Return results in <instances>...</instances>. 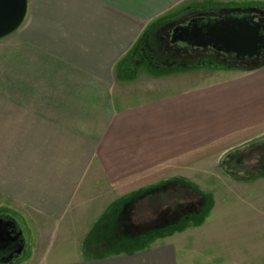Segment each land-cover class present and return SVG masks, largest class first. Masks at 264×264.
<instances>
[{
	"label": "crops",
	"instance_id": "0c3cea01",
	"mask_svg": "<svg viewBox=\"0 0 264 264\" xmlns=\"http://www.w3.org/2000/svg\"><path fill=\"white\" fill-rule=\"evenodd\" d=\"M245 3L264 0H28L21 26L0 39V221L22 239L0 261L15 264L25 250L18 217L37 233L80 241L92 228L99 234L80 256L21 264H243V250L256 253L264 236V202L252 195L264 185V59L194 63L196 47L173 38L222 4ZM158 29L167 55L191 65H149L144 50ZM150 91L162 94L147 98ZM195 161H218L201 164L204 176L219 169L236 180L257 213L226 219L213 199L202 226L189 208L180 217V203L195 207V186L222 193L229 185H196ZM157 221L165 231L144 225Z\"/></svg>",
	"mask_w": 264,
	"mask_h": 264
},
{
	"label": "rangeland",
	"instance_id": "374dc122",
	"mask_svg": "<svg viewBox=\"0 0 264 264\" xmlns=\"http://www.w3.org/2000/svg\"><path fill=\"white\" fill-rule=\"evenodd\" d=\"M212 6V5H210ZM221 10H219L218 12H211L210 14L206 15L205 17L209 18V19H219L220 16H224V15H228L230 13V10H234L237 7H243V8H255V9H259L264 11V4L263 5H257V4H249V3H245V4H230V5H226V4H222L220 6ZM211 8V7H209ZM217 8V7H214ZM212 9V8H211ZM210 9V10H211ZM203 11V9H201ZM229 10V11H228ZM248 11V10H247ZM264 14V13H263ZM163 33L161 31V29H158L157 31L153 33H151V36H155L154 38L149 36V41L147 40L148 44H149V50L147 52V62H149L150 66H153V68L155 69H159L160 67H163L166 65V63H164L163 60L168 61L170 60L171 62L168 65H173V66H181V65H191L190 64V60H186L185 58H182L181 55H167V53L165 52L164 48L162 47V41L160 43L161 37H162ZM213 56V55H212ZM167 57V58H166ZM213 57H208V60L212 59ZM200 59H195L194 63H198ZM214 61H216L215 65L218 68H221V66L223 65H237L236 62H234L235 64L231 63V62H223L224 60H221V58H216L213 59ZM175 61V63H174ZM198 61V62H197ZM132 65L128 66V69L131 67L132 70L135 68V66H133V62H131ZM220 64H222L221 66H219ZM235 65V66H236ZM172 66V67H173ZM131 70V69H130ZM130 74H133V72H131ZM162 93H159V91H150L147 92V98H152L155 95H160ZM137 97V96H136ZM134 97V98H136ZM138 98V97H137ZM196 162V167H195V172H196V176H195V182L196 185L200 184L202 185V183H207V187H214L215 184L218 183V180L220 178L221 181L224 185L225 184H229L225 187L224 189H227L226 191L223 190V192L221 193L216 192V191H210L208 190L206 192V197L207 200L208 198L210 199V203L212 204V206L214 205L213 199L216 200L215 204V212H217V214L219 216H223L226 219H230L232 217H237L241 216L240 218L243 217H247L248 215H251V212H256L259 210V207L257 208H251V200L249 199V192L248 195L247 193H242L241 191H239V189L237 188V186L234 183L238 182L236 180H224L225 176L224 175H220L221 172L219 171V169H213V171H216L219 173V175H212L209 174L207 176H204V171L203 169H201V164H203V162L205 164H207V168H217V162L218 161H195ZM247 163H250V158L249 159H245L241 161L240 166H244ZM246 168V167H245ZM227 171H239V170H234L230 165L227 166L226 168ZM198 171V172H197ZM241 172V171H239ZM203 174V175H202ZM226 181V182H224ZM256 182L252 181L250 182L251 184H257L260 183V180H255ZM264 182V181H262ZM249 183V182H248ZM259 187L257 189H259L258 192H252V195H254V198L257 199L259 202H264V185H260L258 184ZM258 185H254L255 189ZM196 187V186H195ZM200 188H203V186H199L198 190ZM232 188V189H231ZM262 188V189H260ZM238 189V190H237ZM181 191L178 190L177 193H180ZM203 192V191H202ZM205 193V192H203ZM245 197V199H242L243 201H248V206L243 207V205H241L238 202V198L241 197ZM260 194V195H258ZM259 196V197H258ZM155 199V197H153V200ZM169 199V198H168ZM173 199V198H170ZM220 200H222L220 202ZM164 201H166V198L164 197ZM220 203V204H219ZM246 203V202H245ZM153 206V204H151ZM150 205V206H151ZM151 206V207H152ZM157 206V204H156ZM185 206V205H183ZM182 206V207H183ZM212 206H209L208 211L206 213H202L200 212L199 215H197V219H201L202 221L200 222H195V227H200L203 225L204 220L206 219V217L210 214V211L212 210ZM153 208V207H152ZM261 211H264V208L261 209ZM255 213V214H256ZM189 214V213H188ZM194 215V214H193ZM146 218V217H145ZM18 222L20 223V225L23 228L24 231V235H25V239H26V246H25V250L24 252L21 254V256L19 257V260L16 261L15 264H21L23 261L28 260L30 258H34L36 259V263L37 260L38 262L43 260V259H47V261H50L51 259H54L55 257H61V258H66V260H68L69 258H74L76 256H80L81 255V251H82V247L84 248V246L88 245V247L92 244L91 239L92 237L96 234V238L99 237L98 232L96 233L94 231V228L90 229L88 235L83 239V240H78L79 238H77V235H71L65 238L62 237H58L57 235L51 233V231H47L50 232H36V229L34 231V229L32 228V225H30L27 222H24L22 218L18 217ZM146 227H148L150 229H157L159 230H165L164 225L160 224L158 221L157 222H146L144 225H147ZM151 224V225H149ZM143 225V226H144ZM264 225V222L263 224ZM121 227L124 226L122 223L120 225ZM213 228V227H212ZM218 226H214V230L218 229ZM202 228H199L198 231H201ZM50 236V237H47ZM104 234H102L101 237H103ZM261 240H258V244L256 242V245L259 248H255L256 250H254L253 256L247 255V251L243 250V254L245 256L244 257V261L243 264H264V236L259 237ZM186 239V238H184ZM94 241V238H93ZM250 241H248L249 244ZM249 251V250H248ZM0 264H7L4 261H0Z\"/></svg>",
	"mask_w": 264,
	"mask_h": 264
},
{
	"label": "water",
	"instance_id": "95a60500",
	"mask_svg": "<svg viewBox=\"0 0 264 264\" xmlns=\"http://www.w3.org/2000/svg\"><path fill=\"white\" fill-rule=\"evenodd\" d=\"M27 5L28 0H0V39L18 30L26 17ZM259 13H262L259 9L237 7L221 20L203 19L200 23L196 20L187 27L180 26L174 31L173 38L198 49L209 45L218 53L227 56L223 61L225 63L230 62L228 56L231 55L256 59L264 50V23L255 19ZM2 223L0 221V243L4 237L9 240L14 236L11 230L4 229L5 224ZM16 237L21 239V232Z\"/></svg>",
	"mask_w": 264,
	"mask_h": 264
},
{
	"label": "flooded vegetation",
	"instance_id": "af4514ba",
	"mask_svg": "<svg viewBox=\"0 0 264 264\" xmlns=\"http://www.w3.org/2000/svg\"><path fill=\"white\" fill-rule=\"evenodd\" d=\"M225 17H226V15L220 16L219 20H221V19H223ZM203 19L211 20V19H209L207 17H201V18L198 19L199 20L198 23H200ZM255 19L256 20L260 19L264 23V14L263 13H259V15H256V18ZM212 20H214V19H212ZM194 52H195L196 57H199V56H203V57L204 56H207V57H210V58L213 57L212 59H216L218 57V58H221L222 60H225L226 58H224V57H227V56H223V54H221V53H218L217 51H215L214 49H212V47L209 46V45H207V47H205V48L194 49ZM262 59H264V50H263L262 54L260 55V57H258L256 59H250L248 57L237 58L236 55L228 56V60L229 61L236 62V63H254V62H258V61H260ZM9 227H10V225H8V224H5L4 225V229L7 228L8 231L11 230L12 232H16L15 234H13L14 235L13 238H10L11 241L13 240V244H12L13 246L12 247H8L7 244H5L6 241H7V238L4 237L3 240H2L3 243H0V245H2V247H3V248H0L1 249L0 252H8V251H11V252H14V254H15V252H18V250L22 246V239H18L16 237L18 235L17 229H16V225H15V227H14V225L11 226L10 229H9ZM15 238H17V239H15Z\"/></svg>",
	"mask_w": 264,
	"mask_h": 264
},
{
	"label": "trees",
	"instance_id": "16d2710c",
	"mask_svg": "<svg viewBox=\"0 0 264 264\" xmlns=\"http://www.w3.org/2000/svg\"><path fill=\"white\" fill-rule=\"evenodd\" d=\"M144 52H146V55H147L148 50H146V51L144 50ZM204 57H207V56H204ZM199 58L201 59V57H198L197 59H199ZM211 60H213V59L208 60V62H210L212 65L215 64V62H212ZM194 189H195V207H193V209H192L190 204L187 207V206H183V204L180 203V205H179V216L180 217L184 216V218L187 217L185 215L188 213L187 208H189V212L193 211L192 214H194V216H195V222L196 221L200 222L202 220L197 219V215H199L200 212L206 213L208 211L209 206H211L212 204L210 203L209 198L207 200V197H206L207 194L206 193H203L202 191L198 190L197 187H195ZM184 195L185 194H183V192L178 193V197H184ZM179 226H181V225H179Z\"/></svg>",
	"mask_w": 264,
	"mask_h": 264
}]
</instances>
